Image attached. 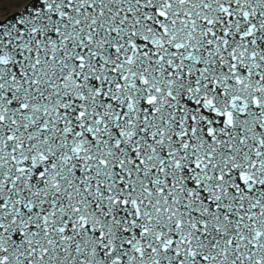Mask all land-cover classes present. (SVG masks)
Instances as JSON below:
<instances>
[{
  "label": "snow or ice",
  "instance_id": "obj_1",
  "mask_svg": "<svg viewBox=\"0 0 264 264\" xmlns=\"http://www.w3.org/2000/svg\"><path fill=\"white\" fill-rule=\"evenodd\" d=\"M0 11V264H264V0Z\"/></svg>",
  "mask_w": 264,
  "mask_h": 264
},
{
  "label": "water",
  "instance_id": "obj_2",
  "mask_svg": "<svg viewBox=\"0 0 264 264\" xmlns=\"http://www.w3.org/2000/svg\"><path fill=\"white\" fill-rule=\"evenodd\" d=\"M3 10L8 12L15 11L14 0H0V11Z\"/></svg>",
  "mask_w": 264,
  "mask_h": 264
}]
</instances>
